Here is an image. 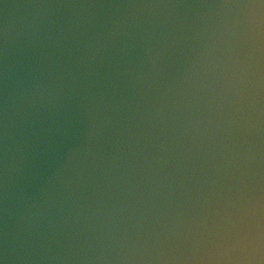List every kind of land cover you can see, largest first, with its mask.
<instances>
[{"label":"water","instance_id":"obj_1","mask_svg":"<svg viewBox=\"0 0 264 264\" xmlns=\"http://www.w3.org/2000/svg\"><path fill=\"white\" fill-rule=\"evenodd\" d=\"M0 264H264V0H0Z\"/></svg>","mask_w":264,"mask_h":264}]
</instances>
